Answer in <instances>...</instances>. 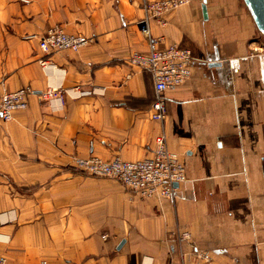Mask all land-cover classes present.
Returning <instances> with one entry per match:
<instances>
[{
    "label": "crops",
    "instance_id": "1",
    "mask_svg": "<svg viewBox=\"0 0 264 264\" xmlns=\"http://www.w3.org/2000/svg\"><path fill=\"white\" fill-rule=\"evenodd\" d=\"M146 1L0 0V92L66 93L62 105L31 95L26 110L0 121L8 264H264L262 33L243 0H192L163 27L149 19V36L195 56L156 121L152 75L129 62L149 49ZM53 25L92 41L44 53L39 38ZM161 133L186 170L171 199H140L72 166L76 156H150Z\"/></svg>",
    "mask_w": 264,
    "mask_h": 264
},
{
    "label": "built area",
    "instance_id": "2",
    "mask_svg": "<svg viewBox=\"0 0 264 264\" xmlns=\"http://www.w3.org/2000/svg\"><path fill=\"white\" fill-rule=\"evenodd\" d=\"M191 1L151 0L142 5L145 14L142 24L149 49L145 52H132L129 62L147 69L152 75L155 99L151 104L150 117L156 121H163L167 115L166 93L182 85L191 76L195 56L187 47L175 43L164 44L162 37L149 36L146 24L149 19H154L159 26H165L167 22L164 16L167 13L176 11ZM91 41L92 38L84 34L67 32L60 25H53L45 29L38 45L44 53L76 52ZM160 44L164 46L160 47ZM44 64L45 61H41V65ZM31 95H40V103L43 104L57 101L62 105L66 93L60 88L52 87L39 93L29 85L0 92V121H11L15 112L26 110ZM72 166L90 176L116 179L133 196L145 200L171 199L178 186L186 180L185 165L179 155L167 147L164 133L156 137L155 148L150 156L135 160H124L117 155L108 159L97 155L76 156L72 159ZM179 238L188 240L191 234L189 231H182ZM199 257L206 261L211 260L205 253H200ZM0 264H8L4 254H0Z\"/></svg>",
    "mask_w": 264,
    "mask_h": 264
},
{
    "label": "water",
    "instance_id": "3",
    "mask_svg": "<svg viewBox=\"0 0 264 264\" xmlns=\"http://www.w3.org/2000/svg\"><path fill=\"white\" fill-rule=\"evenodd\" d=\"M249 8L257 28L261 31L264 42V0H243ZM205 14V7L203 6ZM122 244V243H121Z\"/></svg>",
    "mask_w": 264,
    "mask_h": 264
}]
</instances>
